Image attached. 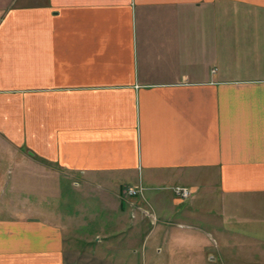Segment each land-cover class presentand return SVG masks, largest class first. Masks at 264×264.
<instances>
[{
	"label": "crops",
	"instance_id": "obj_1",
	"mask_svg": "<svg viewBox=\"0 0 264 264\" xmlns=\"http://www.w3.org/2000/svg\"><path fill=\"white\" fill-rule=\"evenodd\" d=\"M139 249L264 264V0H0V264Z\"/></svg>",
	"mask_w": 264,
	"mask_h": 264
},
{
	"label": "rangeland",
	"instance_id": "obj_2",
	"mask_svg": "<svg viewBox=\"0 0 264 264\" xmlns=\"http://www.w3.org/2000/svg\"><path fill=\"white\" fill-rule=\"evenodd\" d=\"M64 181L66 182V186L65 187L67 189V194L70 196L71 194H73V191L75 189H78V188L74 187V184H73L71 179H66ZM177 186L178 187H184V186H180V185H175L173 187H177ZM130 188H132V187H130ZM125 189H126V187H125ZM125 189L123 190L124 194H126V190ZM133 189H135V188H133ZM189 193H191L190 190H189ZM140 194H142V190H141ZM140 194H139V196H140ZM126 196L128 198L129 197L134 198L137 195L133 196V195H127L126 194ZM189 196H191V195L188 194V197ZM188 197H178V198L184 199V198H188ZM81 202H85L86 203V209H83V210L80 211V212H83V214L86 216V218L91 217L92 214L96 215V213H97V215H98L97 216L98 217L97 222H94V223L91 222V224H88V226H86L84 228L82 227L83 228L82 229L83 230V235L85 233L89 234V235L87 234L85 237H87V238H91L92 237L93 238L94 235H97V236H99L101 238L102 236H104L107 227H110L109 225H111L109 230H111V231L113 230V227H115L116 224L114 223V219H113V221L111 219H109L112 216V212L109 211L111 209L110 206H109L108 210H106V209H104V205H102L100 201H81ZM69 206H70V204H69ZM100 210H102V211H100ZM145 211L148 213V210H145ZM117 216L119 217L118 221L125 225L126 221L122 218L123 217L122 214L119 213ZM114 217H115V215H113V218ZM85 223L86 222H81L80 224H82V226H83V225H86ZM69 225H71V229H73L74 226H75V223L71 222ZM112 225H113V227H112ZM109 230H107V231H109ZM139 246H140V244H139ZM110 258H112V257H110ZM151 258H153V251L152 250L149 253L142 254L141 253V249H139V250L136 251V253L132 254L131 259H129L126 254L125 255H120V256L114 255L112 259L117 260V261H115V260L114 261L118 262V264H149L148 262H152Z\"/></svg>",
	"mask_w": 264,
	"mask_h": 264
},
{
	"label": "built area",
	"instance_id": "obj_3",
	"mask_svg": "<svg viewBox=\"0 0 264 264\" xmlns=\"http://www.w3.org/2000/svg\"><path fill=\"white\" fill-rule=\"evenodd\" d=\"M126 194L127 195H139L141 190L140 189H133V188H130V187H126ZM172 192L173 194L176 196V197H188V194L189 193V190L185 187H173L172 188ZM144 213H147L146 211H143Z\"/></svg>",
	"mask_w": 264,
	"mask_h": 264
}]
</instances>
